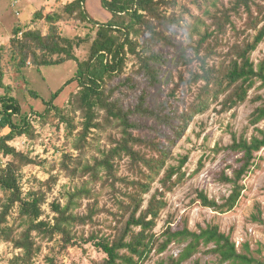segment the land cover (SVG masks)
Masks as SVG:
<instances>
[{
	"label": "trees",
	"instance_id": "trees-1",
	"mask_svg": "<svg viewBox=\"0 0 264 264\" xmlns=\"http://www.w3.org/2000/svg\"><path fill=\"white\" fill-rule=\"evenodd\" d=\"M194 3L200 9L215 5L210 15L213 30L200 31L197 26L203 22L189 13L194 19L190 27L196 26L200 35L197 46L204 49V54L201 55V49H198L202 71L193 76L187 88L192 90L194 86L202 85L196 92L195 101L182 113L178 109L176 94V102L171 100L169 93L165 101L153 106L149 105V95L143 90L136 103L127 107L115 95L121 88L113 85L126 73L128 53L139 61L136 74L146 77L152 87L163 81L162 67L164 64L169 67L174 59L161 51L145 54L150 47L140 51L134 39V32L138 30L135 23L137 21L144 26L151 45L177 46L179 50L181 45L169 33L174 30L172 25L181 27L182 23L163 11L165 6L176 7L177 0H103L104 6L113 14L108 23H100L89 14L86 0H72L57 9L43 7L34 13L28 27L22 29L18 25L11 40L0 47L2 75L6 58L10 55L12 64L21 69L29 64L41 67L77 60L75 76L46 101L44 112L36 114L43 124L58 116L67 124L66 135L69 138L80 127L78 140L74 142L79 154L65 155L63 168L70 177L89 175L82 187L69 192L67 203L63 204L57 198L52 201L54 215L52 218L44 217L47 191L53 190L58 178L52 176L45 182L47 190L38 188L25 192L23 169L40 161L10 141L19 135L35 138L36 133L28 115L16 121L15 118L22 114V108L8 86L10 93L0 96V128H10L0 137V241L13 244L21 253L7 264H41L43 244L54 241H57L58 249H52V253L45 255L42 264H65L59 256L77 244H90L103 255L93 259L91 264H185L192 259L193 264H208L202 261L205 255L214 257L213 264H264V259L255 255L251 241H244L238 248L234 232H224L216 222H208L194 230L189 227L188 218H184L179 225L181 227H173L174 221L169 219L163 231L156 230L168 205L167 193L188 179L186 163L190 156L175 157L173 145L167 140H171L172 132L180 138L197 113L208 111L213 103L221 106L219 113L228 112L248 100L257 105L249 115L244 131L240 134L234 131L229 145L215 148V151L224 148L230 155H238V165L228 166L232 173H227L226 169L216 172L217 180L230 186V193L223 195L219 202L198 188L195 200L203 207L220 213L233 210L246 189L245 177L257 165V154L264 148V127L260 126L264 121V57L259 62L253 59L254 52L264 42V0H194ZM127 16L131 17L133 24L126 22ZM234 18L244 19L246 27L238 28ZM70 20L86 22L96 28L89 57L83 61L77 56L76 49L88 42L89 37L65 36L59 24ZM229 29L235 32L233 44L222 42ZM212 37L214 44L210 40ZM206 42L208 46H204ZM225 48H228L227 52ZM214 55L221 58V63L209 65V58L213 59ZM75 81L78 91L72 93L69 105L59 106L56 100L65 86ZM127 82L131 83L129 90L137 92L135 80L129 77ZM253 89L254 96L251 97L249 92ZM185 90L188 94L189 91ZM34 95L39 96L37 93ZM74 112L82 114L79 124L68 116ZM149 120H153L152 125H149ZM148 129L160 135L162 129L168 133L163 134L165 140H157L142 134ZM110 130L118 132V136L110 135ZM105 135L106 145L100 147ZM96 146L100 147L101 157L93 156L92 162L84 163L89 148ZM2 157L10 158L3 163ZM171 159L177 163L170 162ZM123 161L128 164L129 174H121ZM204 166L205 162L201 160L193 176L199 174ZM156 182L160 186L155 187ZM120 183L126 184L128 190H122ZM107 191L112 195L117 211L100 206L103 192L107 194ZM83 200L90 202L80 212L84 208ZM104 212L112 218L107 225L109 231L98 228L102 224L98 217ZM10 218L14 219L13 222ZM251 221L264 225L260 209L252 214ZM85 226L93 227L89 237L78 239L76 229ZM173 246L179 247L178 254L161 256ZM260 247L258 252H262L263 244Z\"/></svg>",
	"mask_w": 264,
	"mask_h": 264
},
{
	"label": "rangeland",
	"instance_id": "rangeland-1",
	"mask_svg": "<svg viewBox=\"0 0 264 264\" xmlns=\"http://www.w3.org/2000/svg\"><path fill=\"white\" fill-rule=\"evenodd\" d=\"M69 1L72 0H0V47L11 40L14 36V30L18 25L22 29L28 27L36 11L43 7H47L48 10L63 8ZM225 1L227 2V0ZM214 6L212 4L211 6H206L204 9H200L194 3V0H177V8L173 6H165L163 8L168 17L179 19L178 21L182 23L181 27L172 25L174 30L169 33L170 37L181 45L179 46V50H177V46L151 45L147 41L149 37L148 33H144V26L136 21L135 25L138 30L137 33L134 32L136 36L134 39L138 44V49L142 51L150 47L149 50H146L145 54L150 55L161 51L169 55L170 58H173L174 61L169 67L165 64L163 65V81L152 87L146 77L136 74L139 70V61L134 55L128 53L129 63L126 73L113 83V85L121 88L115 95L122 100L124 105L128 107L135 104L137 97L145 90L149 95V105L157 106L162 101H165L170 93L172 101H175L174 94L178 96L179 100L177 104L180 113L189 109L188 107L195 101L196 92L202 83L199 86H194L192 90L187 87H189L188 85L192 81L193 76L198 71H202L203 63L200 58L204 54V49L202 50L201 47L197 46L200 35L196 32V26L190 27L194 19L190 17L189 13L198 16L203 22L197 26L200 31L204 32L205 29H208L211 32L213 29L211 28L212 21L210 15L214 10ZM86 8L89 14L100 23H108L113 19L112 12L104 6L103 0H86ZM186 9L190 10L186 11ZM234 19L238 28L244 29L246 27L243 23L244 19ZM126 22L128 24L134 23L131 17L129 18L128 16ZM59 25L63 34L67 37H89L88 42L83 43L82 46L76 49V54L81 61L87 59L91 43L96 36L95 26L76 20L64 21ZM233 34L235 35V32L229 29L227 34L223 36L222 42H231L233 44L235 42ZM19 37H22V33H19ZM210 40L212 41L213 37ZM211 43L214 44L215 41ZM204 46H208V42ZM198 49H201V55H197ZM227 51L228 48H225V52ZM263 57L264 42L254 52L253 59L259 62ZM6 60L7 63L3 75L0 68V96L12 93L22 108V114L15 118L16 121H20L21 118L23 119V116L28 115L36 133L35 138L19 135L10 141V143L18 149L30 153L40 161L39 164L26 166L23 169L22 184L26 193L38 188L47 190L45 182L52 176L58 178V181L54 183L53 190L47 191L48 200L44 204L46 212L44 217L52 218L54 213L51 211V202L57 198L63 204L67 203L69 192H73L76 187H82L88 181L89 175L70 177L63 168L65 155L73 154L77 156L79 154L74 142L78 140L80 127L69 138L66 135L67 124L58 116H53L52 120L43 124L41 117L36 113L44 112L46 101L50 100L53 93L66 85L75 76L78 62L77 60H67L62 64L43 65L41 67L29 64L28 67L21 69L12 64L11 55L7 56ZM215 63H221V58L217 55H214L213 59L212 57L209 58V65ZM129 77L137 83V92L129 90L131 89L128 86L131 83L127 82ZM8 86L12 88L10 92L7 90ZM78 89L79 86L76 81L68 84L56 100V103L64 107L69 105L72 93L78 91ZM185 89L189 91L188 94L185 93L187 92ZM34 93H37L39 96L36 97ZM249 94L251 97L254 96V89ZM256 106V104L248 100L228 112L219 113L218 111L221 109V106L218 103H213L208 111L197 113L193 117V120L188 124L184 134L180 138H176V135L172 132L169 137L171 140H167L168 144L173 145L172 154L179 159L185 155L190 156L189 161L186 163L188 179L185 183L178 185L174 191L167 193L166 200L168 201V205L164 209L156 228L158 232L165 229L169 219H173V227H181L179 225H181L184 218H188L189 227L194 230L198 229V226H206L208 222H216L221 225L224 232H234V240L238 248H240L244 241L249 240L251 241L255 255L264 259V225L251 221L252 214L257 212L258 209L262 211V217L264 218V148L257 154V165L245 177L244 183L246 189L243 191L238 205L233 210L226 213L216 212L211 208L203 207L199 201L195 200V191L198 188L207 191L210 197L216 198L219 202L222 201L223 195L230 193V186L218 181L216 172L226 169L227 173H232V169L228 168V166L232 164L238 165L236 162L238 155H230L224 148H220L218 152L215 151V148L217 146L225 147L229 145L232 142V133L234 131L239 134L244 131L248 125V117ZM54 113L55 110L53 111ZM68 116L75 118L78 124L82 121V114L80 112H74ZM152 124L153 120H149V125ZM260 126L264 127V121ZM9 129L0 128V137L8 133ZM250 131L252 132L253 129H250ZM165 133H168V131L162 129L160 135L148 129L142 134L149 135L152 139L165 140L163 137ZM109 134L118 136V132L114 130H110ZM106 142L105 135L101 140L100 147H105ZM100 147L89 148L90 152L87 153L84 163L88 160L92 162L93 156L101 157ZM9 158L2 157L3 163H6ZM201 160H204L205 166L199 174L193 176L192 173L197 170ZM170 162L177 163L174 159H171ZM127 165V162L123 161L121 174H129ZM163 173L164 171L160 175L162 176ZM157 186H160L158 182L155 183V187ZM120 188L128 190L127 185L124 183H120ZM97 189L100 191L99 188ZM103 193L100 206H106L117 211L116 206H113L112 195L108 191L107 194H105L106 192ZM0 194H2L1 191ZM89 202L88 200H83L84 208H81L79 211L85 210ZM1 209L0 204V211ZM98 219L102 222L98 228H105L106 231H109V226L107 225L111 222V216L104 212ZM13 220V218H10V221L13 222ZM92 229L93 227L91 226L77 228V238L89 237ZM260 244H263L262 252L257 251L261 248ZM43 245L44 252L39 259V263L41 264L45 262V255L52 253V249H58L57 241L46 242ZM179 251V247L173 246L168 253L161 254V256L166 257L171 253L176 255ZM19 253L21 251L14 248L13 244L0 241V264H7L11 258ZM102 256L90 244H85L84 246L77 244L70 246L59 257L65 264H91L93 259L101 258ZM213 260V256H202L203 263L213 264ZM185 264H193V259Z\"/></svg>",
	"mask_w": 264,
	"mask_h": 264
}]
</instances>
